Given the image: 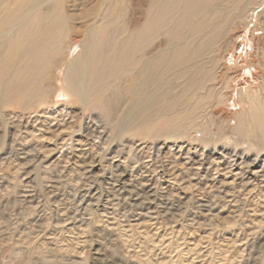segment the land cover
<instances>
[{"label":"rangeland","instance_id":"1","mask_svg":"<svg viewBox=\"0 0 264 264\" xmlns=\"http://www.w3.org/2000/svg\"><path fill=\"white\" fill-rule=\"evenodd\" d=\"M40 14L39 26L61 19L57 46L14 75L6 41ZM2 20L0 264H264V0H0ZM87 34L133 57L79 98L64 77L84 63L74 41ZM47 112L64 137L37 130ZM76 146L98 163L90 173L73 162ZM188 150L205 167L168 181L166 156ZM212 159L244 175L214 183ZM165 194L171 203L156 207ZM199 201L213 208L201 215Z\"/></svg>","mask_w":264,"mask_h":264},{"label":"bare ground","instance_id":"2","mask_svg":"<svg viewBox=\"0 0 264 264\" xmlns=\"http://www.w3.org/2000/svg\"><path fill=\"white\" fill-rule=\"evenodd\" d=\"M40 15L41 16L38 18V21L33 20L36 24V27H33L31 29V32H27L26 30L20 31V33L14 35V40L9 39L6 41L7 47L11 46V49L15 47L14 51L11 52V50H9V54H8L9 59L12 60L15 58L16 61L20 63V66H18V68L14 72V75L24 76L25 73L27 72V69L32 68V66H35L34 60H36V59L40 60V59H38V57L45 59L48 56L46 44H49L51 49L55 48L57 46L58 36L60 37L61 31L63 30V28H62L63 23H62L61 19L60 18L58 19L56 17H51L48 22L39 26V24L42 23V21H44L47 18L48 14H40ZM9 23L10 22L8 20H2V22L0 23V26L5 25V24L8 25ZM59 27L62 29L59 33H57L59 30L58 29ZM236 35H237V33H236ZM31 36H32L31 40L29 42H27V39ZM101 38H99L98 35L96 36L94 34L93 35L89 34L87 36V38L85 39L84 44L79 43L80 39H76L74 41L76 44H79L82 46V50H83L82 61L84 60V63H79L78 65H76V67L74 69L73 68L68 69L66 72V75L64 77V80H65L64 83L66 84L67 89L70 90L72 94L78 96L79 98L82 95V92L90 94L91 87H92L91 84H93V86H94V84L98 83V85H99V83L103 81L102 78L103 77L105 78L107 73H110V71L113 70L112 68L117 66V64H115V63L123 61L124 58L130 59L133 57V52L131 50H127V51L126 50H122V51L118 50V52H116L115 55L112 54L107 47H104L105 43ZM123 51H124V53H123ZM27 55H30V56H27ZM89 61H90V64H89V66H87ZM7 64L8 63H5V66H7ZM3 66L4 65H3V61H2V65H0V70H2ZM221 66H222V69L223 68L227 69V67L224 64H222ZM4 70H7V69L4 67ZM93 72H94V75L92 76L91 74ZM87 75H90V78L91 77L93 78L92 79L93 82L89 81ZM234 76H237L240 78L243 77V76L241 77V75H239L237 70L233 71L232 77H234ZM16 78L18 81H20V79H21V78L18 79V77H16ZM244 80H245V78H244ZM246 80H247V78H246ZM1 81H2L1 83H5L4 79H1ZM8 88L11 90L6 91V89H8ZM6 89L4 91L8 92V94H9L12 92V90L14 91L16 89V87L12 88V87L8 86ZM41 117H42V119H40V121H39L40 127H37V130L43 131L42 134H44V133L50 134L51 133L56 138H62V136L64 137L63 132H66V131L64 130L63 127H61L62 126L61 120H63V119L58 118L57 115L48 114V112L43 113L41 115ZM60 135H62V136H60ZM82 145H84V144H82ZM18 149H19V151L17 152V155L19 156L18 158L29 160V158H27L29 151L24 150L23 147L18 148ZM73 150H71V152L73 151L72 154L74 155L73 162L78 164L79 166L80 165L84 166V170L86 171V173H87V171H88V173H90L91 170H93V168L98 164V163H94L93 157H89L90 154H88L87 150H89V149H87V147L84 146V147L78 148L76 146ZM173 157L174 158H181L180 162H176V160L170 159ZM173 157L171 155L166 156V160H165L164 164L162 163L163 166L167 167L169 170L170 176H169L168 181H170V180L173 181V179L175 180L176 175H178V173H181L180 171H184L187 169L194 168V169H196L197 172H199L200 169L205 167V164L207 162V160H205L204 156H202V155L196 156L190 150H188L186 152H182L181 154H179L177 156H173ZM88 158H90V159H88ZM114 160H119V158H117V156H116V157H114ZM151 165H153V164H151ZM210 165L215 166L217 169L215 177L212 178L213 182L216 183L218 181L217 180L218 176L219 177L223 176V179L221 181V185L224 186L225 188L229 187L232 184L231 183L232 180L229 179V176L234 174L235 177H238V176H242V174H243L239 170L235 171V169L239 165H235V163L232 164L231 162L227 163L225 159H212L210 162ZM87 167H88V169H87ZM259 171H261V170H257V171L254 170L252 173L254 176L259 177V174H258ZM147 172H149V171L144 170L140 173V175L138 174V176L140 177L139 183L141 184V190H144V191L146 190L149 193V195L154 196L155 194L153 191V186L151 185L154 178H153V176H151ZM87 176H90V174H88ZM261 176H263V178H261V180H260V183H263L261 185V187H264V175L261 174ZM197 177H199V176H197ZM255 179H256V177H255ZM118 180H119V182H116ZM257 180L259 181V179H257ZM172 181H170V182H172ZM120 182H121L120 179H116L115 183H111V184L113 187H115L114 185H119ZM250 184H251V182H249V181L244 183L245 187H249ZM89 189H91V190H89ZM92 189H93L92 185L89 186V188H87V190L85 191L84 196H91L92 195L91 194ZM250 190L251 189H249V191ZM227 193H228V191H227ZM157 199H159V201L155 204L156 207H159V205H158L159 203H164V204L171 203V200H170L171 197L168 194L167 195L166 194L165 195H159ZM195 206H197L198 212L201 215H206L213 208L212 204H210L208 201H199V202H197V205H195ZM263 209H260L261 213L264 212ZM262 217L264 218V216H262ZM72 221H74V220H72ZM72 221H69V222H72ZM257 221H260V219Z\"/></svg>","mask_w":264,"mask_h":264}]
</instances>
